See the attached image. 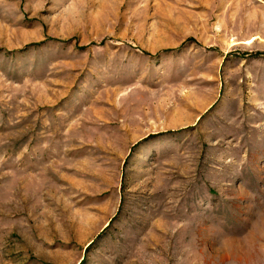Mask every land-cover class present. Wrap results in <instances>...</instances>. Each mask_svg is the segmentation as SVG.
<instances>
[{
    "label": "rangeland",
    "instance_id": "rangeland-1",
    "mask_svg": "<svg viewBox=\"0 0 264 264\" xmlns=\"http://www.w3.org/2000/svg\"><path fill=\"white\" fill-rule=\"evenodd\" d=\"M0 264H264V0H0Z\"/></svg>",
    "mask_w": 264,
    "mask_h": 264
}]
</instances>
